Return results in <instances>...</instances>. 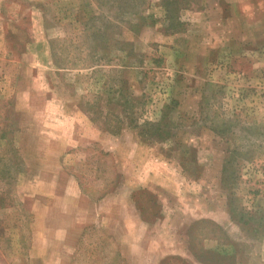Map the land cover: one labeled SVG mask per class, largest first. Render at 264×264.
<instances>
[{
  "label": "rangeland",
  "instance_id": "374dc122",
  "mask_svg": "<svg viewBox=\"0 0 264 264\" xmlns=\"http://www.w3.org/2000/svg\"><path fill=\"white\" fill-rule=\"evenodd\" d=\"M0 264H264V0H0Z\"/></svg>",
  "mask_w": 264,
  "mask_h": 264
},
{
  "label": "trees",
  "instance_id": "16d2710c",
  "mask_svg": "<svg viewBox=\"0 0 264 264\" xmlns=\"http://www.w3.org/2000/svg\"><path fill=\"white\" fill-rule=\"evenodd\" d=\"M167 4L170 7L171 2L169 1ZM171 19L173 21V20H175V17H172ZM148 130L149 131H146V133H149V135L151 137H158V138H161L163 136L162 134H164V132H165L162 129L161 124H155L154 126L150 127ZM167 133H170V131ZM190 161L194 162V159H190ZM192 162H190V163H192ZM196 253L197 252H195V255L199 258V255H197Z\"/></svg>",
  "mask_w": 264,
  "mask_h": 264
}]
</instances>
